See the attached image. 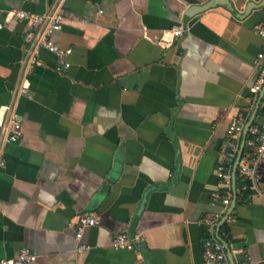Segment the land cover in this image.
I'll return each instance as SVG.
<instances>
[{"label": "crops", "instance_id": "1", "mask_svg": "<svg viewBox=\"0 0 264 264\" xmlns=\"http://www.w3.org/2000/svg\"><path fill=\"white\" fill-rule=\"evenodd\" d=\"M210 1L0 0L1 258L27 248L33 264H206L205 220L225 212L214 195L231 191L235 221L219 237L235 264H264V161L256 182L238 169L229 186L217 171L231 119L256 108L264 0L188 20ZM57 6L71 67L57 72L46 50L27 67V23L10 12ZM180 26L181 38L163 40ZM14 119L24 135L7 143ZM83 215L99 224L79 253ZM122 232L138 248L114 249Z\"/></svg>", "mask_w": 264, "mask_h": 264}, {"label": "built area", "instance_id": "2", "mask_svg": "<svg viewBox=\"0 0 264 264\" xmlns=\"http://www.w3.org/2000/svg\"><path fill=\"white\" fill-rule=\"evenodd\" d=\"M10 14L27 23L24 41L32 51L27 61V67L31 68L37 65L39 51L46 50L57 57V72L61 73L69 70L71 67L69 58L73 54V50L71 48H63L55 38L56 33L63 29L66 21L60 6L44 14H36L24 10H15L10 12ZM1 28L2 24L0 23V30ZM256 30L264 39V27L258 26ZM183 32L184 28L182 26L177 27L172 32L165 34L163 40L169 42L173 39L181 38ZM168 36L171 37L168 38ZM259 61L263 62V66L261 67L258 81L251 89L254 95L252 100L253 106L257 105L260 94L264 91V53L259 55ZM20 91L23 94H27V87L23 86ZM249 119L250 116L237 115L231 119L228 126L227 140L224 144V156L218 165L217 171L218 176L229 186L232 185L233 169L241 151L244 131ZM3 128L6 129L4 125ZM10 128L11 133L5 141L7 143L19 142L24 135L20 120L14 119ZM262 161H264V108H260L255 121L249 128L244 152L238 168L246 182L258 181L257 168ZM214 196L222 200L224 211H228L229 216L226 222H234L235 216L229 210L233 197L232 192L230 191L227 196H219V194H215ZM225 212L213 214L205 220L207 238L204 241L203 249L206 264H231L226 245L219 239L218 234V228ZM98 224L99 220L94 216L83 215L80 217L76 233V240L80 244L77 252L81 253L90 249L89 245L82 243L84 231L86 228L95 227ZM138 241L139 237L135 236L132 238L127 232H122L115 237L112 246L117 250H133L136 248ZM37 259V255L33 254L29 249L23 248L16 258L8 259L0 257V264H33Z\"/></svg>", "mask_w": 264, "mask_h": 264}, {"label": "water", "instance_id": "3", "mask_svg": "<svg viewBox=\"0 0 264 264\" xmlns=\"http://www.w3.org/2000/svg\"><path fill=\"white\" fill-rule=\"evenodd\" d=\"M217 6L225 7L227 9H229L230 11L234 12L235 15L237 16V12H236L233 4L230 1H228V0H211L209 3H207L205 5L192 6L191 8H189V10L186 13V17L188 18V20L192 19L193 17H195V16H197V15H199V14L205 12V11H208V10H210L212 8H215ZM263 98H264V91L262 92V94H261V96L259 98V101H258V103L256 105V108H255L251 118L249 119V122L247 123L246 128H245L244 136H243V140H242L241 151H240V153L238 155V158H237V160L235 162V166H234V170H233V183H234V185H236L237 172H238L239 164H240L243 152H244L247 134L249 132V128L251 127V125L255 121V119H256L259 111H260ZM231 212H233V209H232ZM228 216H229V214L225 216V218L222 221V224L219 226L218 234H219L220 229L222 228L223 224L226 222ZM131 237L134 238L135 235H132ZM219 239H220V237H219ZM220 240L226 245L228 256H229V260H230L231 264H235L232 252L230 251V248H229V245L226 242H224L222 239H220ZM139 247H141V245ZM136 248H138L137 245H136Z\"/></svg>", "mask_w": 264, "mask_h": 264}, {"label": "trees", "instance_id": "4", "mask_svg": "<svg viewBox=\"0 0 264 264\" xmlns=\"http://www.w3.org/2000/svg\"><path fill=\"white\" fill-rule=\"evenodd\" d=\"M226 229V232H228V229L227 228H225Z\"/></svg>", "mask_w": 264, "mask_h": 264}]
</instances>
